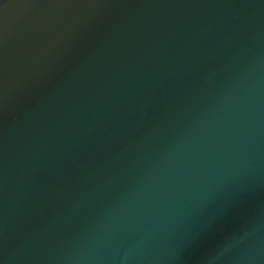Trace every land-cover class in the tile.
I'll list each match as a JSON object with an SVG mask.
<instances>
[{
    "label": "water",
    "instance_id": "1",
    "mask_svg": "<svg viewBox=\"0 0 264 264\" xmlns=\"http://www.w3.org/2000/svg\"><path fill=\"white\" fill-rule=\"evenodd\" d=\"M0 264H264V0H0Z\"/></svg>",
    "mask_w": 264,
    "mask_h": 264
}]
</instances>
